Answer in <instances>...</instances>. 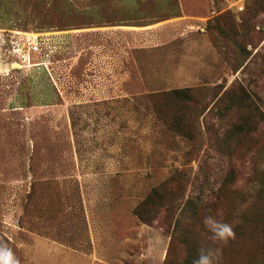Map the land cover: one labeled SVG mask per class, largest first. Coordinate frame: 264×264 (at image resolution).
Here are the masks:
<instances>
[{
	"label": "rangeland",
	"instance_id": "374dc122",
	"mask_svg": "<svg viewBox=\"0 0 264 264\" xmlns=\"http://www.w3.org/2000/svg\"><path fill=\"white\" fill-rule=\"evenodd\" d=\"M236 2L0 0V30L44 39L32 68L0 52V247L17 264H57L62 251L65 264H194L202 248L218 264H264V0ZM232 85L251 99H212ZM201 87L190 141L149 96ZM176 171L181 209L221 194L183 218L191 241L168 257L175 223L134 210ZM209 215L231 226L226 243L210 239Z\"/></svg>",
	"mask_w": 264,
	"mask_h": 264
},
{
	"label": "trees",
	"instance_id": "16d2710c",
	"mask_svg": "<svg viewBox=\"0 0 264 264\" xmlns=\"http://www.w3.org/2000/svg\"><path fill=\"white\" fill-rule=\"evenodd\" d=\"M209 92L210 90L204 87L172 89L153 93L149 96V100L156 118L168 131L190 141H195L199 130L200 118L207 111L205 99ZM212 99L217 104L228 100L235 104V101H249L251 97L249 94L243 93L241 88L232 85L224 92L213 90ZM185 177L186 173L184 171H176L160 186L153 188L134 210L135 216L147 224H151L159 218L163 219L165 223H175V228L171 233L172 241L168 257L173 244L180 239V236L184 244H188V241H191L192 233L190 231H185L184 234L178 229L183 218L188 217L191 221L196 220L199 218L200 211L210 204L215 205L221 194V189H218L203 197L190 198L186 201L185 207L181 209L180 204L175 205L174 203L177 196L173 186L184 182ZM163 208L165 210L162 214L160 211ZM186 208L189 209V212H186Z\"/></svg>",
	"mask_w": 264,
	"mask_h": 264
},
{
	"label": "built area",
	"instance_id": "2783aa9c",
	"mask_svg": "<svg viewBox=\"0 0 264 264\" xmlns=\"http://www.w3.org/2000/svg\"><path fill=\"white\" fill-rule=\"evenodd\" d=\"M246 0L234 4L238 11L244 10ZM44 39L34 32L0 30V52L5 48V56L11 59L12 67L32 68L37 64L34 58L42 53Z\"/></svg>",
	"mask_w": 264,
	"mask_h": 264
},
{
	"label": "clouds",
	"instance_id": "9594fccd",
	"mask_svg": "<svg viewBox=\"0 0 264 264\" xmlns=\"http://www.w3.org/2000/svg\"><path fill=\"white\" fill-rule=\"evenodd\" d=\"M203 223L207 231L211 234L210 239L213 243H226L233 236V231L229 224L220 222L211 215L206 216ZM218 259V249L202 248L194 264H218ZM0 264H17L10 249L0 247Z\"/></svg>",
	"mask_w": 264,
	"mask_h": 264
},
{
	"label": "crops",
	"instance_id": "0c3cea01",
	"mask_svg": "<svg viewBox=\"0 0 264 264\" xmlns=\"http://www.w3.org/2000/svg\"><path fill=\"white\" fill-rule=\"evenodd\" d=\"M45 248V247H44ZM62 255V256H61ZM64 255H65V251H62L60 253V255L57 258V264H65L64 262ZM63 258V259H62ZM39 264H42V263H39Z\"/></svg>",
	"mask_w": 264,
	"mask_h": 264
},
{
	"label": "bare ground",
	"instance_id": "6f19581e",
	"mask_svg": "<svg viewBox=\"0 0 264 264\" xmlns=\"http://www.w3.org/2000/svg\"><path fill=\"white\" fill-rule=\"evenodd\" d=\"M46 35V34H45Z\"/></svg>",
	"mask_w": 264,
	"mask_h": 264
}]
</instances>
